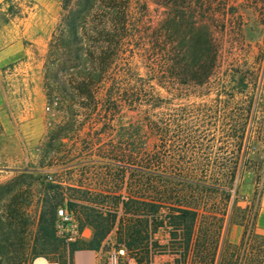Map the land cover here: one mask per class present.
<instances>
[{
    "label": "trees",
    "instance_id": "1",
    "mask_svg": "<svg viewBox=\"0 0 264 264\" xmlns=\"http://www.w3.org/2000/svg\"><path fill=\"white\" fill-rule=\"evenodd\" d=\"M133 2L61 0L60 16L48 43L43 71L47 104L51 106L54 99L57 101L55 110L58 115L61 112V120L48 130L40 148L43 161L39 164L57 168L67 152L63 149V140L73 145L77 142L80 136L74 126L75 106L88 110L100 106L103 109V186L106 189L103 200L98 202L89 197L85 199L93 191L80 184L75 187L55 178L48 179L37 201L34 242L39 246L49 245L53 236L56 237L53 227L58 207L72 212L81 227L93 230L86 242L70 243V253L80 248L99 249L115 222L119 242L124 243L130 253L145 252L151 236L149 222L166 219L173 226L177 224L185 229L182 244L186 255L196 245L193 235L198 219L223 221L225 210L202 208L213 193H221L223 200L229 203L228 192L235 183L243 157L168 156L165 149L171 138L177 144L188 141L193 147H202L198 141L207 138L198 127L215 119V112L194 108L190 114L178 108L171 116L166 113L170 103L167 95L175 92L180 99L185 92L195 94L209 87L219 68L226 23L210 19L211 0H151L156 10L162 9L161 18L147 29L145 77H136L130 83L126 47L136 21ZM142 6L145 8V4ZM239 26L238 23L234 33L241 36ZM116 63L122 65L117 69L122 73L116 83L118 88H114V79L109 80L108 76ZM102 81L103 94L94 89L95 84ZM155 87L167 95H162ZM250 111L241 114V122L248 120ZM243 125H240L242 129ZM242 129L235 136L239 145L244 139ZM126 172H131L130 181L125 179ZM15 181L0 185V264L8 263L12 252L8 247L13 243L20 245L15 236L24 232L25 210L19 203L20 189ZM111 188L125 192L115 195ZM72 193L79 197L75 199ZM173 202L179 207L172 208L166 215L157 210L158 206ZM116 204L121 205L120 215L114 210ZM245 244L242 242L247 252L243 255L246 256L244 264H264V236H258L247 243L248 246ZM43 255L44 252H37L33 247L27 254L29 259Z\"/></svg>",
    "mask_w": 264,
    "mask_h": 264
},
{
    "label": "rangeland",
    "instance_id": "2",
    "mask_svg": "<svg viewBox=\"0 0 264 264\" xmlns=\"http://www.w3.org/2000/svg\"><path fill=\"white\" fill-rule=\"evenodd\" d=\"M211 2L212 15L209 17L219 23L225 21L226 34L219 52V68L207 85L209 87H203L195 94L185 92L180 99L175 96V92L167 95L158 87H155V90L170 98L166 113L171 116L177 113L178 108L190 114L189 111H193L194 108H200L203 112L205 111L203 108H207L214 111L216 117L212 121L204 122L207 125L198 127L199 131L207 135L206 140L198 141L202 147L199 145L193 147L188 141L177 144L171 138L167 141L165 154L215 159L243 157V164L233 187L229 189V203L223 200L221 193H213L205 200L206 206L202 208L218 212L225 210L222 222L211 218L198 219L193 235L196 245H193L186 255L182 244L185 229L181 225L173 226L166 219H162L161 222H149L151 236L148 250L145 252L136 250L135 253H131L141 264H244L246 256L243 255L247 252L244 251L242 242H246L245 245L248 246L247 243L258 237L252 232L256 212L255 197H242L241 190L246 182L255 180L260 186L264 183V160L257 157L254 143L252 145L255 149L250 151L249 148H242V143L239 145V140L235 136L239 135L238 131L242 129L241 123H244L242 126L244 136L250 123L256 127L255 137L264 134V0H211ZM132 9L137 12L136 21L132 28V38L127 43L126 54L129 56L127 65L125 64L129 69L130 83L136 77H145L148 65L147 29L161 18L162 10H156L151 0H134ZM57 23L58 20L55 27ZM238 23L241 36L234 33ZM48 43L42 53L36 56V63H33L32 69L26 73L17 67L0 69L2 126L0 185L16 180L15 184L20 189L19 203L25 210L24 232L15 236L20 245L13 243L8 247L12 252L9 254L7 264H34L37 258L55 264H65L70 254L69 246L72 242H65L58 237L53 236L51 243L44 247L34 242L39 211L37 201L48 179L55 178L64 185L75 187L80 184L93 191L92 194L86 195L85 199L89 197L98 202L103 200V191L106 189L103 186V109L100 106L92 110L74 107V126L78 129L80 137L74 145L63 140V149L67 152L59 160V163H62L60 166L40 167L39 163L43 161L41 145L45 142L52 124L61 120V116L59 117L61 112L58 115L55 110L57 101L54 99L51 106H48L43 90V71ZM121 67V64L116 63L108 75L109 80L114 79L112 81L114 88H118L116 83H119L118 76L122 73L117 69ZM95 85L94 89L103 94V81ZM222 86L226 89H222ZM236 86L245 89L239 90ZM248 109L251 110L248 120L241 122V114ZM226 115L227 119L224 118ZM21 172L24 173L22 176L19 174ZM130 174L131 172L125 174L128 181L132 177ZM113 179L116 177L113 176ZM111 190L115 191V195L125 192L124 189ZM72 194L75 195V199L79 197L76 193ZM176 207L179 206L173 202L158 206L157 210L160 214L166 215ZM114 210L119 214L121 205L116 204ZM177 223L179 224L178 221ZM117 226L115 222L99 248L106 249L113 243H119L116 235ZM83 228L86 229V234L90 233L88 238L90 239L93 230L87 226ZM75 242L79 245L82 241ZM32 247L37 252H44L45 256L29 259L27 254H30ZM155 255L156 260L153 263Z\"/></svg>",
    "mask_w": 264,
    "mask_h": 264
},
{
    "label": "crops",
    "instance_id": "3",
    "mask_svg": "<svg viewBox=\"0 0 264 264\" xmlns=\"http://www.w3.org/2000/svg\"><path fill=\"white\" fill-rule=\"evenodd\" d=\"M60 11L61 0H0V69L17 67L25 73L32 69L36 56L42 53L51 38ZM0 128L2 130L1 125ZM255 130L256 127L250 123L248 135L256 145L257 157L264 160V134L255 137ZM241 193L245 198L255 197L252 232L256 236H264V183L260 186L255 180L246 182ZM89 236L90 233L85 231L81 241H86ZM97 250H74L65 264H90ZM45 261L46 264H55Z\"/></svg>",
    "mask_w": 264,
    "mask_h": 264
},
{
    "label": "built area",
    "instance_id": "4",
    "mask_svg": "<svg viewBox=\"0 0 264 264\" xmlns=\"http://www.w3.org/2000/svg\"><path fill=\"white\" fill-rule=\"evenodd\" d=\"M253 140L248 135V130L245 133L242 148L255 149L252 145ZM54 234L56 237L65 242H75L85 237L86 229L80 227L75 221L72 212L65 207H58L55 214ZM161 258L160 255H157ZM156 255L153 258L155 263ZM90 264H141L136 258L127 250L124 243H113L106 249H99L93 255Z\"/></svg>",
    "mask_w": 264,
    "mask_h": 264
},
{
    "label": "bare ground",
    "instance_id": "5",
    "mask_svg": "<svg viewBox=\"0 0 264 264\" xmlns=\"http://www.w3.org/2000/svg\"><path fill=\"white\" fill-rule=\"evenodd\" d=\"M34 264H46V261L43 258H37L35 259Z\"/></svg>",
    "mask_w": 264,
    "mask_h": 264
}]
</instances>
